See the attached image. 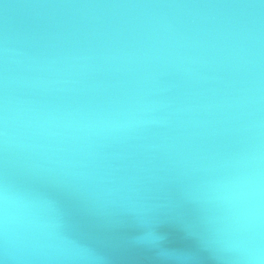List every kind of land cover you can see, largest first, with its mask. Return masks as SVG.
<instances>
[{
	"label": "clouds",
	"instance_id": "9594fccd",
	"mask_svg": "<svg viewBox=\"0 0 264 264\" xmlns=\"http://www.w3.org/2000/svg\"><path fill=\"white\" fill-rule=\"evenodd\" d=\"M138 254L264 264V0H0V264Z\"/></svg>",
	"mask_w": 264,
	"mask_h": 264
},
{
	"label": "water",
	"instance_id": "95a60500",
	"mask_svg": "<svg viewBox=\"0 0 264 264\" xmlns=\"http://www.w3.org/2000/svg\"><path fill=\"white\" fill-rule=\"evenodd\" d=\"M184 244L182 241H180L178 238H174V242L172 244V247L180 248L183 247ZM139 255V264H154V261L147 255L138 254ZM178 264V262H177Z\"/></svg>",
	"mask_w": 264,
	"mask_h": 264
}]
</instances>
